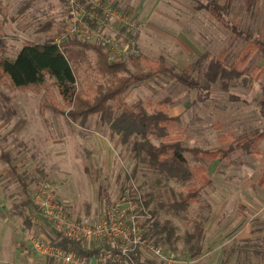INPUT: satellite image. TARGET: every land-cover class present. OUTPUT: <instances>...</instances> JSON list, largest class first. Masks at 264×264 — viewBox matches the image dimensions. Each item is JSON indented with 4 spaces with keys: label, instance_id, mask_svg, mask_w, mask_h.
Returning <instances> with one entry per match:
<instances>
[{
    "label": "rangeland",
    "instance_id": "374dc122",
    "mask_svg": "<svg viewBox=\"0 0 264 264\" xmlns=\"http://www.w3.org/2000/svg\"><path fill=\"white\" fill-rule=\"evenodd\" d=\"M97 2L109 12L92 25L99 35H91L88 42L110 61L124 62L128 71L122 76L149 71L146 60L161 65L163 59L186 81L160 72L126 91L124 99L131 105L142 103L153 112L167 103L171 115H181L168 137L153 136L152 142L159 145L178 136L188 148L219 149L217 181L201 189L199 200L177 211L174 203L191 182L168 179L138 161L133 144L122 142L99 115L85 124L81 118L72 120L51 80L18 88L0 72V156L10 154L26 176L30 194L0 160V264H66L35 245L37 238L55 245L49 223H32L33 195L45 182L56 186L60 203L79 220L98 219L108 204L124 195L134 199L139 188L153 216L145 222L147 232L156 222L162 230L161 240L151 243L171 257V262L162 260L164 264H192V245L216 232L227 216L233 214L235 233L251 219L254 238H234L216 264H264V137L253 148L242 147L245 139L264 136V0H85L84 5ZM0 24V54L13 59L23 44L56 40L67 32L68 0H0ZM124 33L135 41L134 47ZM248 43L257 46L243 75L207 87L210 60L221 59L230 68ZM88 56L93 63L97 60L93 49ZM86 67L80 80L89 74L105 83ZM191 82L198 86L191 87ZM186 156L191 164L210 170L216 164L189 152ZM169 232L171 241L166 240ZM100 257L96 264H104Z\"/></svg>",
    "mask_w": 264,
    "mask_h": 264
},
{
    "label": "trees",
    "instance_id": "16d2710c",
    "mask_svg": "<svg viewBox=\"0 0 264 264\" xmlns=\"http://www.w3.org/2000/svg\"><path fill=\"white\" fill-rule=\"evenodd\" d=\"M256 46L248 43L230 68H227L221 59L210 60L207 73L209 83L206 86L209 87L211 83L219 80L226 81L243 75L244 67L253 56ZM3 47L4 31L0 24V51ZM91 49L97 52V60L94 63L88 56V51ZM162 61L159 65L157 60H146L150 65L149 71L125 77L121 75L128 71L124 62L110 61L107 54L95 44L68 36L61 45L54 39L43 43L27 42L13 59L0 54V72L18 88L39 86L51 80L57 87L63 103L70 108L68 114L72 120L81 118V123L85 124L90 116L99 115L102 123L108 124L113 134L121 136L122 142L133 144L132 150L138 161L147 164L151 170L168 179L183 183L191 182L188 192L181 193L180 199L174 203V208L180 211L186 209L190 202L199 200L201 189L211 184V179L206 175V166L191 164L186 153L189 152L195 157L212 159L220 156L221 152L219 149L188 148L183 145L182 139L178 136H171L172 139L162 141L159 145L154 144L151 137H168L181 122V116L171 115L167 103L151 112L142 103L131 105L125 101V93L132 84L148 81L160 72L186 82L181 75L174 72L173 68L167 66L163 59ZM85 66H87L86 69L102 77L105 83L91 79L89 74L80 80L81 70ZM83 80L86 81L87 87H84ZM194 86L197 87L198 83L191 82V87ZM263 137L261 133L249 137L242 143V147L253 148ZM0 160L8 165L11 173L30 196L27 178L18 171L10 154L2 153ZM158 226L156 222L150 227V232L147 234L149 241L161 240L162 230H158ZM55 233L56 237L52 239V241L55 240V245L83 257H98L105 248L102 245H86L81 240L70 239ZM172 235L173 232L168 233V241H171ZM140 248L133 254L136 264H160L155 259H144Z\"/></svg>",
    "mask_w": 264,
    "mask_h": 264
},
{
    "label": "built area",
    "instance_id": "2783aa9c",
    "mask_svg": "<svg viewBox=\"0 0 264 264\" xmlns=\"http://www.w3.org/2000/svg\"><path fill=\"white\" fill-rule=\"evenodd\" d=\"M84 2L85 0H68L71 24L67 32L55 40L59 45L68 36L88 42L91 35L96 33L99 35V32L95 33L92 25L96 21L99 23L104 18L102 13L109 9L101 2L87 6ZM131 25L134 26V23ZM124 38L134 47L135 41L129 35L124 33ZM134 190L136 192L134 199L124 195L121 199L111 202L98 219L79 220L69 216L60 203L56 186L51 182H45L33 195L35 212L32 223L41 226L47 222L55 232L64 237L81 240L88 245L104 246L100 254V260H103L104 264H136L133 254L143 246L161 260L171 262V257L164 255L162 247L151 243L147 238L145 222L151 220L153 216L143 193L137 187ZM142 218L144 222H141ZM35 245L41 250L45 247L47 252L52 251L66 264L88 263L86 257L62 249L42 238H37Z\"/></svg>",
    "mask_w": 264,
    "mask_h": 264
},
{
    "label": "crops",
    "instance_id": "0c3cea01",
    "mask_svg": "<svg viewBox=\"0 0 264 264\" xmlns=\"http://www.w3.org/2000/svg\"><path fill=\"white\" fill-rule=\"evenodd\" d=\"M169 112H170V109H169ZM174 115L181 116L180 114H174ZM208 159H210V161H216V164L213 166L212 170H210V168H208V166L205 165L207 168L206 175L211 179V184L208 185L207 187L212 186L214 181H217L216 176H218L220 172L218 170V166H219L218 164L222 161V157L218 156L216 158H212V159L208 158ZM208 173H210V175ZM263 177H264V172H262V176L260 179V183L262 185L264 183ZM221 218H223V215ZM252 225L253 224H252L251 219L246 220L244 221V224H243V230L242 231L240 230L239 232L235 233L233 214L227 216L226 219L218 227L216 232L214 231L213 233H210L204 239L192 245L191 248L193 249V252L195 253H194V257L192 258L190 257L191 259L190 262L192 264H216V261L218 260L220 261L222 257L224 256V254L228 251L227 245L230 244L234 238L237 237L238 240H244L245 242H248L249 240H252L254 238V228L252 227ZM207 228L208 229L212 228L211 223L208 224ZM166 240L168 241V238ZM210 246L211 247L213 246V247L210 249ZM206 249L208 250V253L205 252ZM140 251L144 259H153V260L155 259L160 264H164L162 260L158 258L156 255H154L147 247L145 246L141 247ZM98 257L97 256H93L90 258L86 257L88 259L87 264H96Z\"/></svg>",
    "mask_w": 264,
    "mask_h": 264
}]
</instances>
